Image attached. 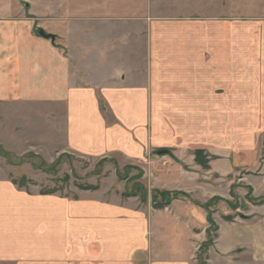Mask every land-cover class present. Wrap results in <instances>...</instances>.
<instances>
[{"label":"crops","instance_id":"0c3cea01","mask_svg":"<svg viewBox=\"0 0 264 264\" xmlns=\"http://www.w3.org/2000/svg\"><path fill=\"white\" fill-rule=\"evenodd\" d=\"M162 1L0 0V106L55 114L62 151L155 169L146 201L29 192L1 175L0 264H197L211 198L205 263L264 264V35L240 41ZM128 33L145 34L133 44L145 72L131 71ZM165 111L183 114L182 131L159 125ZM151 190L176 195L153 208Z\"/></svg>","mask_w":264,"mask_h":264},{"label":"rangeland","instance_id":"374dc122","mask_svg":"<svg viewBox=\"0 0 264 264\" xmlns=\"http://www.w3.org/2000/svg\"><path fill=\"white\" fill-rule=\"evenodd\" d=\"M162 3L165 12L175 13L180 10L181 13L190 14V19L193 21L201 20V22H207L206 24L215 23L224 27L236 26L240 41L263 39L264 0H165ZM211 14H223V16L207 17ZM225 14L228 15L225 16ZM226 30L228 29L222 32L224 39L226 36L236 35L234 32L232 34L225 32ZM134 39L145 40V34L130 33L129 35L128 33L127 40L130 45L128 52L131 53V57L135 56L139 59V61L136 60V65L134 61L132 62L131 71L135 73L137 68L145 72L144 69H147L146 51L134 48L133 44L136 42ZM159 51L161 52V49ZM23 109L19 107L14 112H7L5 107L0 106V177L6 174L17 185L20 177L25 176L27 182L19 188L39 193L53 190L52 193L42 194L63 195L67 198H78L80 201L85 196V192H94L92 195L102 200L117 199L121 195L120 197L125 200H135L137 197L136 200L146 201L147 187L154 183L151 171L155 172V169L151 165L149 167L150 161H143L141 164L136 160H124L117 155L92 157L62 151L64 148L63 130L56 128L55 130L59 133L54 134L52 128L55 114H51V119L48 117L50 114L44 115L36 107H32L29 112ZM182 115L160 112L158 114L159 125L164 128L169 126L177 132L182 131ZM248 115L251 116V113ZM59 116L60 113L57 117ZM245 117L246 114H239L240 120ZM255 117L257 123H263L264 113H256ZM58 122L61 123V120L59 119ZM238 124L242 126V122ZM46 127L50 129L46 130ZM176 131H174V136H178ZM253 131L256 137L263 139V128H256ZM48 132L50 134H47ZM159 135H166V132H160ZM166 137L161 138L168 139ZM162 147L155 150L166 149L167 146ZM155 150H151L150 158L156 154ZM144 170L147 172L145 176ZM142 190L145 193L143 197ZM153 191H150V197ZM212 206L213 203L204 209L206 215L208 214L214 221ZM206 225V230L212 237L213 243L215 232L207 219ZM202 229L203 227L199 226L196 232ZM205 249H200L199 256L201 257L198 258L197 264H214V253L209 263H205Z\"/></svg>","mask_w":264,"mask_h":264},{"label":"trees","instance_id":"16d2710c","mask_svg":"<svg viewBox=\"0 0 264 264\" xmlns=\"http://www.w3.org/2000/svg\"><path fill=\"white\" fill-rule=\"evenodd\" d=\"M160 150V149H159ZM168 152L170 153V150L167 149ZM158 150H156L157 152ZM27 182V179L25 176H21L20 177V182L17 184L18 187L23 186L25 183ZM15 184V183H14ZM88 186H86L87 188ZM92 188V187H91ZM53 190H46L42 193H52ZM143 195L142 197L145 195L144 191L142 190ZM176 193L175 192H169V191H157L154 190L152 192V197H151V201H152V206L153 208H163L166 205L169 204V202L171 201V199L173 198V196H175ZM143 199V198H142ZM145 199V198H144ZM250 200H253L252 198H249ZM258 203L264 202V197H262L261 199H257L256 200ZM212 203H214V198L209 199L207 202L200 204L201 206H203L204 208H208L210 205H212ZM226 219H231V216H226ZM206 219L208 220V222L210 223V225H212L214 232L217 229V226L215 224V222L211 219V217L207 214L206 215ZM206 235H207V240L205 242H203L200 246V249L202 250V248H207L209 245L212 244V237L209 236V232L206 230ZM215 235V233H214ZM201 257L198 254V258Z\"/></svg>","mask_w":264,"mask_h":264},{"label":"water","instance_id":"95a60500","mask_svg":"<svg viewBox=\"0 0 264 264\" xmlns=\"http://www.w3.org/2000/svg\"><path fill=\"white\" fill-rule=\"evenodd\" d=\"M39 33H40L41 35L45 36V37L53 38V36H52L51 34H46V33H44L42 30H39ZM167 152H168L167 149H161V150H158V151H157V154L162 155V154H165V153H167Z\"/></svg>","mask_w":264,"mask_h":264}]
</instances>
